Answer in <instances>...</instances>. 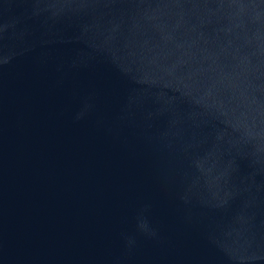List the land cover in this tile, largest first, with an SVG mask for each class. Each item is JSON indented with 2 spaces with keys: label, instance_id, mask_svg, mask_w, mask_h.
<instances>
[{
  "label": "water",
  "instance_id": "1",
  "mask_svg": "<svg viewBox=\"0 0 264 264\" xmlns=\"http://www.w3.org/2000/svg\"><path fill=\"white\" fill-rule=\"evenodd\" d=\"M0 264H264V0H0Z\"/></svg>",
  "mask_w": 264,
  "mask_h": 264
}]
</instances>
